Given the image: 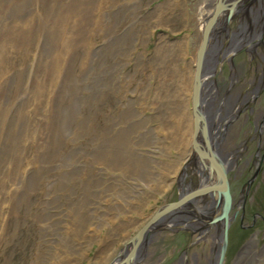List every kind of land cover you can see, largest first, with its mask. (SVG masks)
<instances>
[{
    "label": "rangeland",
    "instance_id": "obj_1",
    "mask_svg": "<svg viewBox=\"0 0 264 264\" xmlns=\"http://www.w3.org/2000/svg\"><path fill=\"white\" fill-rule=\"evenodd\" d=\"M239 5L246 30L259 29L251 36L263 37L262 54L254 53L256 44L221 61L209 91L230 85L233 59L240 73L231 89L236 93L253 76H243L239 63L255 58L253 73L263 75L264 0ZM192 6V0H0V264H119L137 229L160 206L182 198L176 175L164 192L157 189L168 161L180 154L179 117L193 122L191 89L202 40ZM255 99L253 115L245 103L223 110L233 116L221 143L240 150L229 171L234 204L258 171L244 215L231 209L225 264L244 263L240 257L254 238L264 246V160L260 169L255 160L264 132L246 151L241 144L256 128L264 90ZM131 218L138 223L125 227ZM165 231L160 264L185 259L191 242L193 253L208 247L186 224ZM145 247L140 241L132 263L159 264L162 249ZM254 258L247 264L263 261Z\"/></svg>",
    "mask_w": 264,
    "mask_h": 264
},
{
    "label": "bare ground",
    "instance_id": "obj_2",
    "mask_svg": "<svg viewBox=\"0 0 264 264\" xmlns=\"http://www.w3.org/2000/svg\"><path fill=\"white\" fill-rule=\"evenodd\" d=\"M192 1H194V7H195V8L193 6L191 7V9L194 11L193 12L194 28H197L199 32V36H201V40H202V44L200 45L199 48L203 47L202 45H204L203 37H205L204 35L207 31L206 27L208 26V23L214 21L216 18V20L213 22L212 28L209 29V34L206 37L207 40L205 42L204 53L201 58L199 57L200 49L197 48L198 49L197 57L195 59L196 62L194 65L195 71L193 74V82L191 89L192 94L190 101L191 110L193 108L192 96L194 93L193 90L195 86L196 74L199 70L198 81L200 83V88L198 90L199 99L197 102H199V110L203 112V114L206 116L207 122H209L208 133L207 132L204 133V131L201 129L200 132H198L199 133L198 144L206 154L209 155L210 152H215L218 154L219 157H221V159H228L230 165L232 166L235 162L234 159L235 154L236 153L238 154L240 150L239 147H234L233 150L229 149L227 151V149H225L221 143L223 141V138L227 137L226 130L228 125L230 124L229 120L233 116V112L223 111V110L225 107L228 108L229 106H231L229 108L232 109L236 105H239L241 103L244 104L246 102V99L249 96H252L250 94H253V91L247 92L245 97L240 100L239 97L241 91L240 92L237 91L236 93L235 91L231 90L233 89V84L235 82H238L237 71L233 72L232 77L230 78L231 79L230 85L226 81V83L224 84L226 88L218 87L217 89H215V92L209 91L208 89L209 79L215 80L214 72L216 70L215 68H217V64L219 63L222 64V62L225 59L230 60L233 54L236 53V50L240 48H245L247 52H249L252 49L251 47L257 44L256 48L254 49V53L259 55V53H261V50H258L257 47L263 41V37L253 38V36H251L254 33L253 30H259L255 28L256 25H254L255 29L249 31L246 30L247 28H245L246 26L245 20L242 19L241 15L237 14L240 7L238 4L242 3V0H228L227 3L230 4L236 2L235 4L236 10L232 12L231 10L232 8L228 7L227 9L222 10L218 14V16L215 12V9L217 8L216 6L222 3L223 0H192ZM214 2L216 3L215 8L213 6ZM209 5L212 7H209ZM212 17L213 19H211ZM228 17L231 18L230 23L232 22L231 20L234 19L233 24L231 25V29L228 28L227 33L224 32L225 34L221 36L222 34L221 32L223 31L221 28H224L225 25H226L225 27H230V23H228L229 20ZM255 35L256 33H254V36ZM242 36L243 38H241ZM250 36L253 38L252 40L247 39ZM184 43L185 41H183V44ZM243 44H245L246 46ZM186 48L187 47H185V49ZM198 60H200L199 69L197 67ZM210 61L212 67L207 70L206 65H208ZM253 80L254 79H252V81ZM225 96L227 98H225ZM148 108L149 107L144 106L145 110ZM184 118L185 117L180 116L179 119L181 120V122L177 123L176 125L177 129L180 131L179 133L180 143L178 144L179 140L178 142H176L177 147L180 146L179 149L180 154L177 155V159H170L168 161L169 165L167 166L170 167L169 173L163 176V180L161 184L158 185V189H157L158 193L164 192L173 180L169 176L176 175L175 177L177 178L176 180H179L181 190L182 189L184 190V194L182 196L184 203L182 202V204H179L174 207H170L174 210H171L170 208H166L165 212L159 215V218L157 219L158 224L152 225L150 228H147V230H145L146 232H149V236L146 237L145 235V237L140 241L145 242L146 245L145 248L148 247L150 249V251H148L149 253H158L162 249L158 256V260H159L158 262L160 264L162 260H164L165 258L164 255L166 253L165 247L167 246L166 243L167 241L165 238L166 236L165 230H169V229L173 230L174 228L179 227L180 224H186L187 226H189L190 229H193L196 232L200 231V233L203 235L202 240L206 242L208 247L205 246L204 254L195 253V252L193 253V249L191 250L188 249V251L184 249L185 253H187V257L183 259L184 257L181 256L177 260L178 261L177 264H189L188 262L189 258H191L193 264L194 263L217 264L218 261L217 258L219 256L218 253L222 240L221 237H222L224 221L218 220L216 222H211V223L210 221L211 219L219 216V214L222 213L223 200H219V197L216 196L217 193L214 191V188L212 187L213 186L212 184L214 183L209 178L208 173L205 171V168L202 165L203 164L202 161L201 162L199 161L201 159H198V155L195 154L193 149L192 151L190 150L191 147L189 148L190 144L192 148H193V144H195V140L193 143V138L195 135L194 113H192L193 122H191V119H188L189 120L188 121L187 119L184 120ZM189 122L192 123V127L190 126ZM187 136L191 137L192 139L191 142L189 141V138H187ZM182 161L188 162L183 168L180 166L183 165L181 164ZM167 181L168 183H166ZM164 206L166 207V204ZM182 208L188 210L191 215L188 214V212L186 213V211ZM193 208H195L197 211H195ZM167 210H169L170 212L168 215H167ZM139 214L142 213L140 212ZM137 220L138 219L131 218V220H129L130 222L125 224V227L136 225L138 223ZM110 235H114V234H110ZM138 244H140V242ZM256 244H257V240L254 238L251 240V242H249V245L246 246L247 248L243 251L242 256L240 257L241 261L244 262V263L241 262L242 264L251 263L252 259L257 256L263 257V261L260 264H264V246L263 248H258ZM130 250L131 247H128L126 248V250H122L121 253L125 251L124 252L126 253L125 257H128L130 255V253H128L130 252ZM121 258H122V254L120 255V259L118 260V262H120Z\"/></svg>",
    "mask_w": 264,
    "mask_h": 264
},
{
    "label": "water",
    "instance_id": "obj_3",
    "mask_svg": "<svg viewBox=\"0 0 264 264\" xmlns=\"http://www.w3.org/2000/svg\"><path fill=\"white\" fill-rule=\"evenodd\" d=\"M236 2L233 3H227L225 2V0L222 1V3L217 5V8L215 9V12L218 16V14L224 10L227 9L228 7H231L232 12L234 10H236ZM231 12V14H232ZM230 14V15H231ZM229 15V16H230ZM231 17V16H230ZM228 20V23H230V18ZM216 20V18H215ZM214 20V21H215ZM211 21L210 23H208L207 31L205 33V37L204 38V45H202L203 47L199 48L200 52H199V57L201 58L203 53H204V47H205V42L207 40V36L209 34V29L212 28L213 26V22ZM241 50V49H239ZM199 64H200V60L197 61V67L199 69ZM197 69V70H198ZM199 70L196 74V80H195V86H194V90H193V96H192V104H193V108H192V113H194V125H195V135H194V139L195 140V148L197 151V155H198V159H201L200 161H202V165L205 168V171L208 173L209 178L213 181L214 184H212L214 191L217 193L216 196L219 197V200H223V208H222V213L219 214V216L211 219V222H216L218 220H223V231H222V240H221V245H220V249H219V256H218V262L217 264H224L225 263V257L227 254V247H228V240H229V226L232 223L233 220V216H231V209L233 207V196L231 193V189H230V179L228 176V172L229 169L231 168L230 162L228 159H221V157L218 156L217 153L215 152H210L209 155L206 154L200 147V145L198 144V137H199V133L200 129L204 131V133H208V127H209V122H207L206 116L203 114V112H201L199 110V88H200V83H199ZM194 143V142H193ZM257 171L254 172L253 176L249 179V181L246 183V192L249 189L253 179L255 178V176L257 175L256 173ZM212 188V189H213ZM246 198V197H245ZM182 200L178 199L177 201L171 202V203H167L166 207L165 206H160L159 209H157L153 215L151 216V218H149V220L146 221V223H144L135 233L134 235L129 239V241L124 245V247L121 249L122 250H126V248L131 247L130 255L127 258H123L119 264H133V255H135V250L136 247L138 245V243L140 242V240H142L145 235L146 237L149 236V232H146L145 230H147V228H150L152 226V224H154L157 219L159 218V215L162 214L163 212H165L166 208H170V207H174L177 206L179 204H182ZM245 202V199H244ZM188 249V247H187ZM186 249V250H187ZM120 251V252H121Z\"/></svg>",
    "mask_w": 264,
    "mask_h": 264
},
{
    "label": "flooded vegetation",
    "instance_id": "obj_4",
    "mask_svg": "<svg viewBox=\"0 0 264 264\" xmlns=\"http://www.w3.org/2000/svg\"><path fill=\"white\" fill-rule=\"evenodd\" d=\"M239 5V4H238ZM240 6V5H239ZM242 6V5H241ZM239 11H240V9H239ZM238 11V12H239ZM233 21H234V19H232V22L230 23V29H231V25L233 24ZM241 38H243V36L241 37ZM243 45H245V44H243ZM246 46V45H245ZM236 52H237V50H236ZM245 52H247V50H245ZM248 53V52H247ZM230 64V63H229ZM237 63H235V60L233 59V64L231 63V65H233V71L235 70V72L237 71V68L236 67H234V65H236ZM238 66H239V68H240V72L241 73H243V76H246V75H250V74H253V76L251 77L252 79H254L252 82H250V84H246V85H244V86H242L241 87V94H240V97H239V99L241 100V99H243L244 97H245V95H246V93L250 90V88L253 90V89H257L258 91L257 92H255L254 94H253V96H249L247 99H246V102H245V106H244V108L243 109H245V108H248L249 110H250V112H251V114L253 115L255 112H256V110H255V107H253V105L257 102L256 100L257 99H255V98H257L258 96H259V93H261L263 90H264V69H263V75L262 74H260V75H258V77L257 76H255L254 75V73L256 74V71H257V66H258V60L257 59H255V58H248V60H247V64L245 63H239L238 64ZM253 68H255V70H253ZM231 69V70H232ZM262 70V69H261ZM260 70V71H261ZM254 72V73H253ZM240 73H238V75H239ZM261 76V77H260ZM231 77V76H230ZM229 77V78H230ZM262 78V79H260V78ZM239 77H237V79H238ZM242 81H244V79H243V77H241L240 78ZM239 80V79H238ZM236 86V85H235ZM258 86V87H257ZM243 109H241L242 111H243ZM241 112V111H240ZM248 116V115H247ZM250 116H248V118L247 117H245V120H247L246 122L247 123H249V118ZM254 122L252 123V125H255L256 126V128L254 129V128H252L250 131H251V133H250V135H248L245 139H244V141H241V144L242 145H244V151H246L247 149H248V147H247V145H248V143H249V141L250 140H252L253 138H256V133H257V135L259 136V139H257L258 141L260 140L261 141V136H262V133L264 132V108L262 109V110H258L257 111V113L255 114V116H254ZM263 123V124H262ZM259 125H261L262 127H261V129L260 130H257V127L259 128ZM264 141V140H263ZM235 147V146H234ZM261 147H264V146H261ZM246 149V150H245ZM243 151V152H244ZM243 152H242V154H241V156L243 155ZM245 153V152H244ZM237 154V153H236ZM240 154V152L238 153V155ZM237 155V156H238ZM256 156H255V160H258L257 162H258V164L256 163V165H257V167L260 169V166H261V163H262V161L264 160V150H263V152H262V154H258V153H256L255 154ZM240 156V157H241ZM246 190V184L244 183V189H243V192L241 193V198L244 196V191ZM181 200L183 201V198H181ZM184 203V202H183ZM236 204V203H235ZM235 204H233L234 206V208L232 207V209H235ZM243 217V216H242ZM183 254H185V251H183Z\"/></svg>",
    "mask_w": 264,
    "mask_h": 264
}]
</instances>
